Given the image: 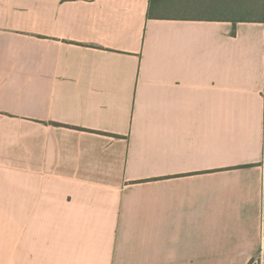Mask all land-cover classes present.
Instances as JSON below:
<instances>
[{
  "label": "crops",
  "instance_id": "1",
  "mask_svg": "<svg viewBox=\"0 0 264 264\" xmlns=\"http://www.w3.org/2000/svg\"><path fill=\"white\" fill-rule=\"evenodd\" d=\"M149 0H0V264H264V22Z\"/></svg>",
  "mask_w": 264,
  "mask_h": 264
},
{
  "label": "trees",
  "instance_id": "2",
  "mask_svg": "<svg viewBox=\"0 0 264 264\" xmlns=\"http://www.w3.org/2000/svg\"><path fill=\"white\" fill-rule=\"evenodd\" d=\"M148 18L264 22V0H149Z\"/></svg>",
  "mask_w": 264,
  "mask_h": 264
}]
</instances>
